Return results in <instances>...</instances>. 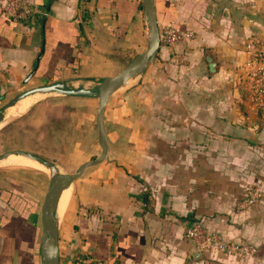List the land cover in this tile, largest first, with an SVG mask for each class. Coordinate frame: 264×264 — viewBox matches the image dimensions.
Returning a JSON list of instances; mask_svg holds the SVG:
<instances>
[{
  "label": "crops",
  "instance_id": "obj_1",
  "mask_svg": "<svg viewBox=\"0 0 264 264\" xmlns=\"http://www.w3.org/2000/svg\"><path fill=\"white\" fill-rule=\"evenodd\" d=\"M29 1L37 13L27 22L0 8V145L19 146L0 154V264H43L47 171L10 159L51 166L66 153L77 168L101 152L94 93L54 91L6 119L53 91L8 103L39 85L96 90L150 41L142 0ZM154 4L159 26L192 35L161 41L148 67L109 95L108 154L73 183L57 226L60 264H264V199L237 206L247 185L264 188V109L242 68L247 39L264 38V0ZM194 221L257 251L195 254L185 235Z\"/></svg>",
  "mask_w": 264,
  "mask_h": 264
},
{
  "label": "water",
  "instance_id": "obj_2",
  "mask_svg": "<svg viewBox=\"0 0 264 264\" xmlns=\"http://www.w3.org/2000/svg\"><path fill=\"white\" fill-rule=\"evenodd\" d=\"M143 11L150 30V41L144 51L136 53L128 64L114 75L103 77L96 90L85 87H64L61 84L39 85L26 89L17 94L8 104L14 103L22 96L35 91H56L64 94H91L98 96V107L95 121L98 129V138L101 145L99 155L82 162L73 172L56 174L51 177L41 205L42 233L40 240V253L43 264H60L58 247L57 225L53 224V217L59 196L63 189L71 185L88 166L101 162L108 154V141L103 123V111L111 92L126 78L141 73L155 58L160 47V31L156 15L154 0H142ZM32 73H29L28 78ZM41 160V159H40ZM195 254L201 249L195 248Z\"/></svg>",
  "mask_w": 264,
  "mask_h": 264
},
{
  "label": "built area",
  "instance_id": "obj_3",
  "mask_svg": "<svg viewBox=\"0 0 264 264\" xmlns=\"http://www.w3.org/2000/svg\"><path fill=\"white\" fill-rule=\"evenodd\" d=\"M2 14L12 20L27 22L37 13L36 7L29 0H0ZM160 40L167 44H175L192 32L176 29L168 24L159 26ZM248 57L243 63V76L248 83L250 96L254 104L264 109V38L251 36L246 41ZM264 199V188L258 185H247L238 208L242 209ZM185 235L202 251L217 249L228 253L243 255L254 254L257 248L246 240L235 241L225 239L222 235L205 228L199 221L186 225Z\"/></svg>",
  "mask_w": 264,
  "mask_h": 264
},
{
  "label": "bare ground",
  "instance_id": "obj_4",
  "mask_svg": "<svg viewBox=\"0 0 264 264\" xmlns=\"http://www.w3.org/2000/svg\"><path fill=\"white\" fill-rule=\"evenodd\" d=\"M38 97H40V95L30 96V97L26 98L25 100L21 101L19 104H17L16 106H14L12 109L9 110V112L6 114V119H8L11 116H14V115L22 112L23 110H25ZM10 161L23 163V164H31V165L35 166V168L39 167L41 169H45L46 171L50 170V166L43 164V163L41 164L37 160L33 159V157H29L28 155H23V156L21 155L18 157H14V158L10 159ZM69 195H70L69 187L62 190V192L59 196L56 208H55V213H54V217H53V224L58 225V223L62 219L63 213L65 211V208H66V205L68 202V199L70 197Z\"/></svg>",
  "mask_w": 264,
  "mask_h": 264
},
{
  "label": "rangeland",
  "instance_id": "obj_5",
  "mask_svg": "<svg viewBox=\"0 0 264 264\" xmlns=\"http://www.w3.org/2000/svg\"><path fill=\"white\" fill-rule=\"evenodd\" d=\"M131 78H128L126 81H129ZM126 83L125 81L122 83L124 84ZM121 84V85H122ZM118 87V86H117ZM116 87V88H117ZM56 92H39L38 95L44 97L45 95H49V94H52V95H55ZM17 143H10V144H7V145H0V154L3 153L4 151H6V149H17L19 148L18 145H16ZM64 146V144H63ZM66 153H64V155L61 157V158H55L53 163L51 166H50V170L47 171V172H43V181H42V190L46 192L47 188H48V185H49V182H50V179L51 177H53L54 175L56 174H64V173H70V172H73L76 167L75 165H72V162H73V159L72 157L70 156V154L68 155H65ZM47 158V157H46ZM50 160V158H49ZM52 161V160H51ZM48 173V174H47ZM51 173V174H50ZM78 179V178H77ZM77 179H75L70 187H69V192L71 191L72 187H73V183H76ZM70 196V195H69ZM72 197V196H71ZM70 198V197H69ZM65 217V211L63 213V216H62V219L60 220V222L58 223V225L60 226L62 221H63V218ZM57 225V226H58Z\"/></svg>",
  "mask_w": 264,
  "mask_h": 264
},
{
  "label": "trees",
  "instance_id": "obj_6",
  "mask_svg": "<svg viewBox=\"0 0 264 264\" xmlns=\"http://www.w3.org/2000/svg\"><path fill=\"white\" fill-rule=\"evenodd\" d=\"M244 191V190H243ZM242 195H243V192H242ZM242 195H241V197L238 199V201L242 198ZM238 201H237V203H238Z\"/></svg>",
  "mask_w": 264,
  "mask_h": 264
}]
</instances>
